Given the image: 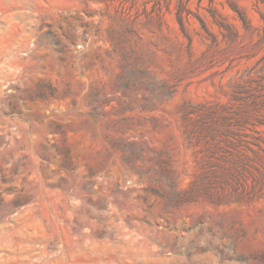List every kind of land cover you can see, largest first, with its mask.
I'll return each instance as SVG.
<instances>
[{
    "label": "rangeland",
    "instance_id": "1",
    "mask_svg": "<svg viewBox=\"0 0 264 264\" xmlns=\"http://www.w3.org/2000/svg\"><path fill=\"white\" fill-rule=\"evenodd\" d=\"M0 264H264V0H0Z\"/></svg>",
    "mask_w": 264,
    "mask_h": 264
}]
</instances>
